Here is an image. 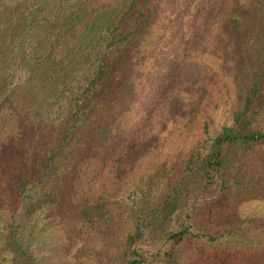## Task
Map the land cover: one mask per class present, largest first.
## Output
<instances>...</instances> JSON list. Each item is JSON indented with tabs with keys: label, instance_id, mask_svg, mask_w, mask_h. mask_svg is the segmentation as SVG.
<instances>
[{
	"label": "rangeland",
	"instance_id": "374dc122",
	"mask_svg": "<svg viewBox=\"0 0 264 264\" xmlns=\"http://www.w3.org/2000/svg\"><path fill=\"white\" fill-rule=\"evenodd\" d=\"M61 1L22 0L11 20L0 23V93L16 99L0 113V228L23 197L20 184L26 178L30 186L39 180L72 110L69 92L77 83V72L67 82L56 83L58 91L42 83L45 89L39 93L46 101H38L37 95L31 98V88L25 86L29 63L24 54L29 47L25 26L41 23L40 6L45 15ZM35 9L40 11L38 18L33 16ZM159 20L156 46L143 49L149 56L137 72L140 79L130 98L134 102L116 121L115 142L132 156L121 159L116 154L103 170L94 161L89 169L69 174L70 180L64 176L66 165L54 170L62 194L56 205L38 213L34 249L41 264H107L104 256L115 258L120 253L121 235L144 215L140 205L148 202L156 207L178 188L185 180L190 155L195 160L209 151L212 140L243 108L256 84L264 105V0H167ZM40 27L35 23L33 30ZM261 112L258 121L264 127V108ZM84 143L82 138L80 144ZM145 153L149 155L143 165L134 160ZM229 180L225 193L212 189L220 200L200 211V228L216 238L250 221L264 227V140L243 152ZM103 185V205L115 220L109 228L83 223L76 202L80 193H93V188ZM248 240L259 238L239 239L241 245ZM250 247L231 255L230 264H264V253L257 257ZM216 251L189 242L177 262L220 264Z\"/></svg>",
	"mask_w": 264,
	"mask_h": 264
},
{
	"label": "trees",
	"instance_id": "16d2710c",
	"mask_svg": "<svg viewBox=\"0 0 264 264\" xmlns=\"http://www.w3.org/2000/svg\"><path fill=\"white\" fill-rule=\"evenodd\" d=\"M166 1L62 0L57 9L45 11V15L44 7L40 6L41 23L30 22L27 16L30 23L25 28L29 47L28 54H24L29 63L25 86L31 88L30 97L37 95L38 101H46L40 94L45 89L42 83H48L46 87L56 91V83L67 82L72 73L79 75L74 89L69 92L70 117L48 154L39 180L30 186L26 178L20 184L23 197L0 228V264H41L34 249L35 231L39 211L56 205L62 194L58 190L55 169L66 165L64 176L70 180L69 174L82 168L89 169L94 161L96 168L103 170L116 154L121 159L132 156L115 142V132L119 128L116 121L118 116L130 110V98L140 79L137 72L149 56L143 49L156 46L161 9ZM21 6L22 0H0V23H8ZM39 13L35 9L33 16L38 18ZM35 23L41 27L33 30ZM32 40H35L33 44ZM53 83L55 87H51ZM260 93L257 84L252 87L243 108L224 123L205 155L195 160L194 154L190 155L185 180L178 188L156 207L148 202L140 205L144 215L135 221L130 231L121 235L120 253L115 258L104 256L107 264H178L184 254L182 249L188 247L189 242L217 249L215 257L220 264H230L231 255L242 254L249 246L257 257L264 253V227L259 223L247 222L236 231L216 238L203 231L199 221L201 209L220 200L212 195V189L218 194L225 193L230 187V173L243 152L264 140V127L258 121L264 108ZM12 96L2 97L0 93V113L15 103ZM82 138L85 146L80 144ZM71 155L75 157L69 161ZM147 155L149 153L137 154L134 160L143 165ZM196 185L200 187L198 191L191 188ZM93 189L95 192L84 191L80 193L81 199H76L79 218L85 224H105L109 228L115 220L103 205L106 189L104 185ZM26 193L30 194L25 196ZM147 211L150 212L148 218ZM254 235L259 238L258 242L248 240L241 245L240 238Z\"/></svg>",
	"mask_w": 264,
	"mask_h": 264
}]
</instances>
